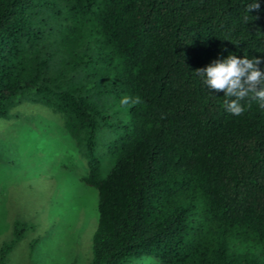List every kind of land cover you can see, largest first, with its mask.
<instances>
[{
	"label": "trees",
	"instance_id": "trees-1",
	"mask_svg": "<svg viewBox=\"0 0 264 264\" xmlns=\"http://www.w3.org/2000/svg\"><path fill=\"white\" fill-rule=\"evenodd\" d=\"M251 2L0 0V117L31 92L75 141L97 196L89 264H264V109L232 115L194 74L264 57Z\"/></svg>",
	"mask_w": 264,
	"mask_h": 264
},
{
	"label": "rangeland",
	"instance_id": "rangeland-1",
	"mask_svg": "<svg viewBox=\"0 0 264 264\" xmlns=\"http://www.w3.org/2000/svg\"><path fill=\"white\" fill-rule=\"evenodd\" d=\"M96 156L104 177L112 162ZM86 173L60 117L31 92L18 95L0 117V246L14 241L13 227L20 238L3 264H89L97 196Z\"/></svg>",
	"mask_w": 264,
	"mask_h": 264
},
{
	"label": "clouds",
	"instance_id": "clouds-1",
	"mask_svg": "<svg viewBox=\"0 0 264 264\" xmlns=\"http://www.w3.org/2000/svg\"><path fill=\"white\" fill-rule=\"evenodd\" d=\"M260 9L259 0H252L246 6L249 13L253 11L259 13ZM248 19L246 15L245 22ZM255 19H259V16L257 15ZM262 63L264 57L249 58L247 52L240 57L234 52H228L227 56H218L206 66L195 69L194 74L213 95L223 93L224 108L227 112L240 116L251 107L253 101L264 109V69L260 67ZM141 102L139 96L135 98L123 96L120 100L121 105H136Z\"/></svg>",
	"mask_w": 264,
	"mask_h": 264
}]
</instances>
